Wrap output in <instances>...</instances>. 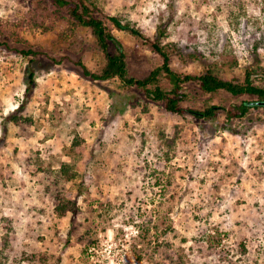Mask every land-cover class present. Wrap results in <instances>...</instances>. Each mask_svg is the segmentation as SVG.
Returning a JSON list of instances; mask_svg holds the SVG:
<instances>
[{
	"label": "rangeland",
	"instance_id": "rangeland-1",
	"mask_svg": "<svg viewBox=\"0 0 264 264\" xmlns=\"http://www.w3.org/2000/svg\"><path fill=\"white\" fill-rule=\"evenodd\" d=\"M91 1L100 18L147 38L164 27L163 45L195 56H172L179 74L214 64L243 81L247 69H264V0ZM112 34L131 77L158 65L141 39ZM0 40V264H264V110L233 122L223 111L213 121L176 117L181 132L167 151L159 136L170 137L174 121L160 104L118 79L82 74L78 63L99 73L105 59L65 8L0 0ZM26 49L37 53L35 86L23 119L5 123L24 100ZM253 79L264 87V76ZM183 87L185 108L250 101ZM64 163L75 179L58 177ZM71 202L78 213H60ZM216 233L218 244L208 240Z\"/></svg>",
	"mask_w": 264,
	"mask_h": 264
},
{
	"label": "trees",
	"instance_id": "trees-1",
	"mask_svg": "<svg viewBox=\"0 0 264 264\" xmlns=\"http://www.w3.org/2000/svg\"><path fill=\"white\" fill-rule=\"evenodd\" d=\"M52 1L55 7L65 8L77 25L90 30L98 48L104 56L105 64L99 73H91L83 64L78 63L82 74L91 80L108 81L118 79L122 88L141 92L151 102L160 104L162 111L170 116L173 121L176 117H182L186 114L196 119L213 121L223 111L226 122H233L243 120L254 109L264 110V107L255 104L264 102V87L253 81L254 77L264 76L263 68L257 66L256 68L247 69L243 81L234 77L227 78L223 76L222 72L214 64L208 65L198 75H182L171 67L172 56L175 55L177 58L181 57V59L186 60L191 59L194 55L188 54L187 56H183L177 48L170 49L163 45L161 40L165 33L164 27L158 26L154 39H150L144 36L140 30L132 26L131 23H124L118 17L104 16V18H100L95 14L98 11L97 6L91 0ZM113 30L129 32L133 37L141 39L156 55L158 65L145 78L137 79L128 74L125 53L123 52L121 44L113 36ZM4 45L6 44L0 40V46ZM110 45L114 47V51L110 49ZM20 53L26 58L31 57L28 60L25 72L24 100L12 113L5 117V123L11 122L17 124L23 119L19 114L26 106L35 86L36 77L33 64L38 60L37 53L31 49L21 50ZM163 78L169 84V89L162 87L161 79ZM188 83H196L198 89L203 94L225 92L233 97L249 98L250 101L244 100L238 104H231L226 109L217 106H206L203 109L185 108L183 104L188 100V95L183 86ZM180 132L181 128L174 121L173 133L170 137L164 133L160 134V141L167 148V151L171 150L175 145V141ZM80 146L81 140L76 136L71 143L70 150L76 153ZM57 175L68 181L77 177L74 167L66 163L61 165ZM66 212H70L72 216H75L78 213L76 202L67 203L60 208V213L65 214ZM216 234L217 237L208 236V240L216 238L212 241L218 244L222 239L219 233ZM256 252L262 256L264 254V247H259ZM241 253L246 254V248L243 243H241Z\"/></svg>",
	"mask_w": 264,
	"mask_h": 264
},
{
	"label": "water",
	"instance_id": "water-1",
	"mask_svg": "<svg viewBox=\"0 0 264 264\" xmlns=\"http://www.w3.org/2000/svg\"><path fill=\"white\" fill-rule=\"evenodd\" d=\"M257 106H262L264 107V102H258V103H255Z\"/></svg>",
	"mask_w": 264,
	"mask_h": 264
}]
</instances>
